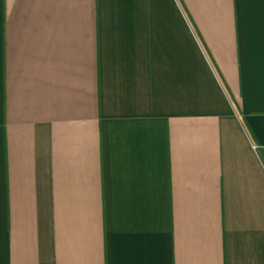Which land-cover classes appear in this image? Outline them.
I'll return each instance as SVG.
<instances>
[{"label":"crops","instance_id":"obj_1","mask_svg":"<svg viewBox=\"0 0 264 264\" xmlns=\"http://www.w3.org/2000/svg\"><path fill=\"white\" fill-rule=\"evenodd\" d=\"M0 264H264V0H0Z\"/></svg>","mask_w":264,"mask_h":264}]
</instances>
